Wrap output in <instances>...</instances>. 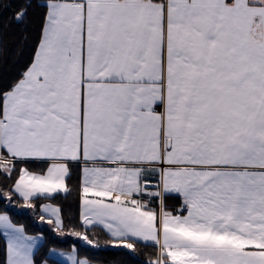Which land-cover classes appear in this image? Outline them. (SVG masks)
<instances>
[{
	"label": "snow or ice",
	"instance_id": "6c2138e0",
	"mask_svg": "<svg viewBox=\"0 0 264 264\" xmlns=\"http://www.w3.org/2000/svg\"><path fill=\"white\" fill-rule=\"evenodd\" d=\"M36 5L31 58L0 87L6 206L22 200L93 248L97 228L104 246L151 248L144 264H264V0ZM74 166L79 226L66 231L43 201L71 191ZM0 231V264H36L38 238L7 211ZM75 252L59 255L91 264Z\"/></svg>",
	"mask_w": 264,
	"mask_h": 264
},
{
	"label": "trees",
	"instance_id": "16d2710c",
	"mask_svg": "<svg viewBox=\"0 0 264 264\" xmlns=\"http://www.w3.org/2000/svg\"><path fill=\"white\" fill-rule=\"evenodd\" d=\"M28 2L29 0H0V87H7L29 62L39 34L43 10L37 7L36 0H31V6L27 7L26 16L22 21L14 19V13L26 6ZM40 166L30 165L33 169ZM11 183L12 181L0 175V188H7ZM68 185L71 191L67 195L59 194L54 200L49 201L61 208L66 231L79 226V169L75 166ZM22 203V200H17L16 205L6 206L4 199L0 198V211H7L12 221L23 225L27 233H42L43 240L34 252L36 264H41L42 261L50 264H66L52 256L51 249H67L71 246L76 247L79 256L101 264H144L152 252L151 248H145L143 245L138 246V252L135 254L123 248L104 246L107 236L99 228L89 232L90 238L100 242L99 248L82 243L77 237L71 235H58L52 231V225L39 221L38 213L21 209ZM167 203L170 208L175 205L174 200H168ZM5 244L0 231V258L3 256Z\"/></svg>",
	"mask_w": 264,
	"mask_h": 264
},
{
	"label": "rangeland",
	"instance_id": "374dc122",
	"mask_svg": "<svg viewBox=\"0 0 264 264\" xmlns=\"http://www.w3.org/2000/svg\"><path fill=\"white\" fill-rule=\"evenodd\" d=\"M44 203H52V202H49V201H45ZM53 205H56V204H54V203H52ZM2 235H3V233H2ZM3 237H4V235H3ZM4 240H5V243H6V239H5V237H4ZM82 243H84V242H82ZM76 248V247H75ZM72 249H73V246H71L70 248H67V249H62V248H52L51 249V253H52V250H55V253L57 254V255H52V256H54V257H56L57 259H59V260H61L62 262H64V263H66V264H71V261L70 260H68L67 259V256H60L59 255V253H72ZM74 255H76L77 256V258H84V256H79L78 254H77V249H76V252L74 253ZM91 261V260H90ZM43 263L45 262V261H42ZM48 263V262H47ZM50 264V263H49ZM91 264H101V263H97V262H94V261H91Z\"/></svg>",
	"mask_w": 264,
	"mask_h": 264
},
{
	"label": "crops",
	"instance_id": "0c3cea01",
	"mask_svg": "<svg viewBox=\"0 0 264 264\" xmlns=\"http://www.w3.org/2000/svg\"><path fill=\"white\" fill-rule=\"evenodd\" d=\"M15 224H17V223H15ZM17 225H20V224H17ZM1 233H3V232L1 231ZM26 234L38 238L37 241H36V247H35V249H36L37 246H38V245L41 243V241L43 240V235H42V233H40V232H36V233H27V232H26ZM5 239H6V238H5ZM41 264H44V263L42 262ZM47 264H49V263H47Z\"/></svg>",
	"mask_w": 264,
	"mask_h": 264
}]
</instances>
